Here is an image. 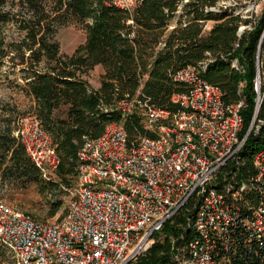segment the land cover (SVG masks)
<instances>
[{"label": "trees", "instance_id": "16d2710c", "mask_svg": "<svg viewBox=\"0 0 264 264\" xmlns=\"http://www.w3.org/2000/svg\"><path fill=\"white\" fill-rule=\"evenodd\" d=\"M223 1L229 0H144L126 10L105 0H0V66L8 59L14 69L19 68L23 89L33 100L31 115L50 137L58 157L55 178L44 179L15 135L18 116L12 111L2 113L0 190L35 183L40 193L54 197L53 203L60 206L62 189L75 183L78 151L86 139L100 136L107 123L118 121L129 139L145 133L141 110L123 120L120 112L110 109L114 101L135 97L174 110L171 97L184 85L173 75L187 65L218 86L225 103L242 101L243 133L256 113L242 149L229 165L234 173L228 181L238 187L244 178L254 176L252 156L264 145V0L259 14L246 19L233 7L220 5ZM209 21L213 24L205 30ZM9 23L22 33L18 38L3 34L2 26ZM241 23L248 27L239 32ZM70 24L83 26L85 40L73 53L64 54L56 35ZM171 24L174 27L168 30ZM96 65L103 72L99 87L94 88L86 75ZM247 199L256 203L250 193L237 203L233 245L225 251L230 264H264V235L249 238L242 223L249 215L244 208ZM193 211L189 201L154 235L136 264H183Z\"/></svg>", "mask_w": 264, "mask_h": 264}, {"label": "built area", "instance_id": "2783aa9c", "mask_svg": "<svg viewBox=\"0 0 264 264\" xmlns=\"http://www.w3.org/2000/svg\"><path fill=\"white\" fill-rule=\"evenodd\" d=\"M144 0H105L131 10ZM174 24L168 26L172 29ZM163 40V39H161ZM163 42H159L160 48ZM173 78L184 89L171 97L176 109L155 107L147 99L123 97L110 109L127 115L141 110L145 133L129 139L123 122H109L86 139L68 191L66 209L55 220H38L0 200V245L13 264H136L161 231L189 201L191 237L183 264H230L238 201L249 215L242 223L249 238L264 235V145L252 156L255 175L232 186L229 165L242 149V101L227 104L218 86L195 66ZM243 84L240 83V86ZM259 75L254 79L259 104ZM15 135L44 179L58 165L52 141L34 115L19 118ZM234 176V175H233Z\"/></svg>", "mask_w": 264, "mask_h": 264}, {"label": "rangeland", "instance_id": "374dc122", "mask_svg": "<svg viewBox=\"0 0 264 264\" xmlns=\"http://www.w3.org/2000/svg\"><path fill=\"white\" fill-rule=\"evenodd\" d=\"M17 2L18 0H9ZM9 3V2H8ZM263 0H229L220 2V5L231 6L235 13H239L242 18H254L259 14ZM17 8V5L15 6ZM212 21L206 23L205 30H208ZM248 24L241 23L238 31L241 32ZM3 34L8 38H18L19 31L14 23H9L2 26ZM59 43L60 51L64 54H71L75 49L84 42L85 32L82 25H67L59 28L56 35ZM99 68L96 65L89 70L86 78L93 82L100 75ZM25 81L19 68H13L11 61L6 59L0 66V116L2 113L12 111L18 118L26 115H31L33 100L23 89ZM4 115V114H3ZM55 178L54 175H50ZM62 200L60 206H56L54 197H49L39 192L38 186L35 183L27 185L25 188L7 187L0 190V200L38 220H55L65 212L66 202L68 199V191L62 189L59 195ZM56 209L54 215H51L53 209ZM0 264H13L7 250L0 245Z\"/></svg>", "mask_w": 264, "mask_h": 264}, {"label": "crops", "instance_id": "0c3cea01", "mask_svg": "<svg viewBox=\"0 0 264 264\" xmlns=\"http://www.w3.org/2000/svg\"><path fill=\"white\" fill-rule=\"evenodd\" d=\"M98 66V68H99V70H98V72H99V75L103 72V69H102V67L100 66V65H97ZM88 82L94 87V88H97V87H99V84H100V82H99V78L97 79V80H94L93 82L90 80V78L88 79Z\"/></svg>", "mask_w": 264, "mask_h": 264}, {"label": "water", "instance_id": "95a60500", "mask_svg": "<svg viewBox=\"0 0 264 264\" xmlns=\"http://www.w3.org/2000/svg\"><path fill=\"white\" fill-rule=\"evenodd\" d=\"M258 108H259V104H258V106H257L256 112H257Z\"/></svg>", "mask_w": 264, "mask_h": 264}]
</instances>
